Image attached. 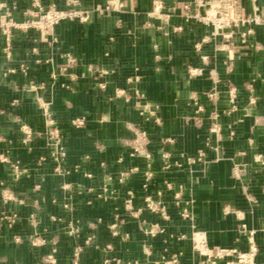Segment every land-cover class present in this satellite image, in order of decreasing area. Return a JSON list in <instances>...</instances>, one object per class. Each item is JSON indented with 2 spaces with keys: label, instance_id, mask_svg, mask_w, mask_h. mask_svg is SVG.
I'll list each match as a JSON object with an SVG mask.
<instances>
[{
  "label": "crops",
  "instance_id": "crops-1",
  "mask_svg": "<svg viewBox=\"0 0 264 264\" xmlns=\"http://www.w3.org/2000/svg\"><path fill=\"white\" fill-rule=\"evenodd\" d=\"M157 1L163 6L155 15ZM196 1L43 0L91 10V17L57 24L54 41L33 28L14 29L9 53L0 28V264H73L78 243L85 245L79 264H157L177 252L191 264L199 257L196 229L210 246L248 249L242 224L255 230V264H264V24L229 50L206 44L203 61L195 43L211 27L185 18V4ZM0 2V16L7 7L18 20L30 17L31 0ZM108 2L118 7L92 11ZM245 2L264 17V0ZM192 66L203 70L191 73ZM134 75L140 78L131 85L145 100L126 102L115 92ZM50 120L61 130L67 173L55 172L49 156ZM22 122L34 130L31 145L23 142ZM169 182L182 186L193 220L180 215ZM4 188L13 196L8 202ZM129 189L134 214L124 210ZM146 195L164 200L170 218L146 210ZM118 211L124 220L112 235ZM14 213L9 225L3 216ZM70 219L80 227L77 238L67 231ZM154 222L159 228L147 233Z\"/></svg>",
  "mask_w": 264,
  "mask_h": 264
},
{
  "label": "built area",
  "instance_id": "built-area-1",
  "mask_svg": "<svg viewBox=\"0 0 264 264\" xmlns=\"http://www.w3.org/2000/svg\"><path fill=\"white\" fill-rule=\"evenodd\" d=\"M74 2L75 0H68ZM4 6L3 2H0V9ZM163 3L157 1L153 10V14L157 15L162 9ZM114 2H108L106 4H98L92 11L98 13H105L117 8ZM185 18L187 21H197L211 27V32L204 35L195 43V47L200 51V56L203 61H207L209 56L203 53V47L206 44L214 43L216 47L229 50L232 41H237L241 38L243 40L250 39L255 32V26L264 24V17L259 12L258 7L254 4L252 7L248 6L245 0H197L193 6L191 3L185 4ZM29 18L25 20H18L11 10L7 7L0 16V28L2 33L7 37V52L10 51V38L14 29L28 30L30 28L36 29L40 32L42 40H49L52 36V41L57 40V37H53L54 30L57 24L65 20H79L83 22L89 21L91 17V10L78 8V7H59L56 4L45 5L43 0H31V7L28 9ZM182 26H179L181 28ZM231 54V53H230ZM234 55V54H233ZM233 56L229 55V59ZM73 60V58H71ZM14 70V69H11ZM201 67L192 66L190 68L191 73L199 74L202 72ZM139 75L128 76L127 82L129 86H120L116 89V96L122 98L126 102H131L134 97L140 100H145V94H143L139 88L132 86L131 83L134 80H138ZM230 100L234 102L236 100V92L234 89L230 91ZM203 105H198L197 112L202 111ZM83 123V119L78 117L73 120V124L78 126ZM48 125L51 126L45 132L48 137V144L55 145L51 148L49 156L57 161L55 172L67 173L69 172L63 166V160L66 157L67 150L61 144V130L58 126L53 124L50 120ZM21 130L23 132V142L27 145H31L34 139V130L26 123H21ZM171 138L166 141H171ZM47 155L40 156L41 160L47 159ZM164 165L166 167L171 166L170 152H163ZM17 168V166L15 165ZM137 168H133L130 171L123 172V177H127L131 172L136 171ZM146 175L149 178L153 175L152 171H146ZM168 187L174 190L173 201L179 208V213L184 219H194L193 212L190 210L188 201H185L182 193V186H178L176 189L172 183H167ZM3 201L8 202L13 198L9 188H4L2 193ZM135 198L136 194L133 190L127 191L124 200V210L130 214L135 212ZM144 208L148 211L160 213L162 217L169 219L170 213L166 202L162 199L153 198L151 195L144 197ZM239 214V213H238ZM56 220L57 216H52ZM9 225H13L17 219V214H7L3 216ZM36 216L32 214L30 216L31 222H36ZM124 220L122 213L119 211L115 213V222L111 224L112 235L118 233L116 225ZM151 227L145 228L147 233L154 234L159 228V223H151ZM68 233L77 238L81 235L79 225L70 219L67 222ZM240 231L244 233L249 240L248 249H241L235 246H210L208 238L205 232L195 230L193 233V249L198 254V259L194 260L191 264H255L256 256L259 251V247L255 240V230L247 228L246 224H242ZM20 240L19 236L15 238ZM93 242V236L89 235L86 238V244ZM33 243H37L36 239ZM112 248L111 244L106 245V250ZM85 250V245L78 243L73 249L72 261L73 264H79L81 255ZM183 252L174 253L171 257L163 256L160 260L156 261L157 264H182L181 257ZM49 259L52 255L48 256ZM121 262L120 258L107 257L106 262L109 261Z\"/></svg>",
  "mask_w": 264,
  "mask_h": 264
}]
</instances>
